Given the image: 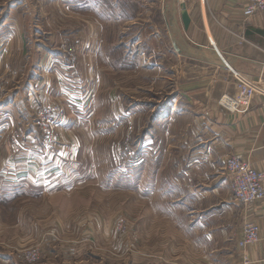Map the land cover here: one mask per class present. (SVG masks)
Masks as SVG:
<instances>
[{
    "label": "rangeland",
    "instance_id": "obj_1",
    "mask_svg": "<svg viewBox=\"0 0 264 264\" xmlns=\"http://www.w3.org/2000/svg\"><path fill=\"white\" fill-rule=\"evenodd\" d=\"M161 2L163 0H0L3 14L10 6L29 5L32 22L42 27L45 20H37L36 5L63 7L62 11L48 15L45 26L56 29L54 34L61 48L53 49H60L73 62H77L87 48L75 40L76 35H85L86 21L96 24L97 35L94 96L88 99L90 93L84 91L85 75L80 77L81 85L66 86L67 82L62 81L69 89L67 99L55 94L53 98L39 100L36 108L23 109L26 116L32 118L28 133L36 143L30 148L29 158L23 159L19 141V145L14 146L15 154L8 159L22 167L25 163L32 164V185L27 186L23 179L17 178L12 183L23 192L14 200H0L1 218L11 225L16 223L1 239L10 250L2 254L9 259L2 257L0 264L239 263L233 243L212 240L204 249L206 242L199 221L201 203L196 197L185 201L184 188L165 184L169 173L164 153L146 155L150 149L166 148L168 139V126L155 125L158 114H166L167 109L154 110L152 92L146 91L152 72L138 74L136 71L142 67L140 65H151L149 54L153 53L154 46L157 51L161 46V53L168 51V41L163 39L167 27L157 7ZM56 15L65 19L63 29L57 27ZM152 34L159 38L155 44ZM47 38L38 34L35 41L45 43ZM34 48L36 53L43 50L38 45ZM159 53L156 55L160 56ZM161 72L162 78L168 76V72ZM164 83H161L162 89ZM78 87L84 89L80 94L73 91ZM163 94L164 91L160 96ZM55 103L65 108L67 120L61 121L55 130L58 140L47 146L36 118L42 104ZM23 126L19 124L21 129ZM72 151L77 152L75 156ZM224 169L229 175L225 164ZM209 206L204 204V208ZM191 209L196 212L191 214ZM247 221L250 220L243 219L241 224L239 264H244L245 256L249 257V264L252 263L250 246L246 249L240 246ZM30 252L35 259L28 257Z\"/></svg>",
    "mask_w": 264,
    "mask_h": 264
},
{
    "label": "crops",
    "instance_id": "obj_2",
    "mask_svg": "<svg viewBox=\"0 0 264 264\" xmlns=\"http://www.w3.org/2000/svg\"><path fill=\"white\" fill-rule=\"evenodd\" d=\"M182 1L187 3L191 18L188 29L182 22ZM247 2L163 0L157 7L167 27L163 39L168 41V51L161 53V46L158 51L154 46L153 53L149 54L151 65H140L144 67H138L136 71L138 74L152 72L151 84H148L149 89L146 91L152 92L154 110L160 112L167 109V113L166 110L164 112L166 114H158L155 123L168 126L167 147L150 149L146 155L164 153L168 158L165 166L169 173L165 184L168 182L169 187L184 188L182 198L185 201L196 197L201 203L199 221L206 242L204 249L212 240L233 243L236 248L235 259L240 263L238 241L241 224L243 219H248L258 223L261 229V241L249 247L251 264H264V199L242 206L232 190V178L224 169L226 157L233 153L255 169L264 171V11L246 18L244 9ZM1 7L0 111H10L12 119L9 129H0V200L8 202L23 192L12 183L17 178L23 179L21 181L27 186L32 185V164L25 163L22 167L8 159L16 152L13 137L17 136L22 142L20 154L23 159L29 158L32 152L30 148L36 143L28 133L32 118L26 116L23 109L36 108L39 100L42 102L50 96L53 98L55 94L67 99L69 89L65 88L62 81L67 82L66 86L81 85L80 77L85 75L87 82L84 77L86 89L83 90L90 93L88 99L93 97L97 89V35L96 24L91 20L86 21L88 29L84 28L85 35L80 37L81 34H78L75 40L87 48L82 58L73 62L60 49H53L60 47L54 34L56 29L45 26L48 15L62 11L63 7L36 5L37 20H45L43 27L38 22L36 25L32 22L29 5L10 6L5 14ZM54 19L59 29L66 26L62 16L56 15ZM156 26L160 27L158 24ZM38 34L48 37V42H36ZM150 36L154 44L159 40L155 34ZM36 45L43 47L44 52L41 50L36 53ZM213 45L228 61L226 63L222 58L223 62L237 70L238 78L257 87L258 92L248 112L228 113L219 108V98L225 93L234 92L238 79L223 64ZM157 52H160V56L156 55ZM139 54L142 52L139 51ZM161 71L168 72V76L163 75L162 78ZM162 82L165 85L163 89ZM83 90L78 87L73 91L80 94ZM138 91L143 93L141 88ZM162 91L164 94L160 96ZM19 124H23L24 128L21 129ZM72 152L74 156L77 153ZM21 172H24V176ZM204 204L210 206L204 208ZM193 212L196 211L191 209L190 213ZM15 227V222L11 225L0 216V259H9L7 255H2L10 249L1 239L9 228Z\"/></svg>",
    "mask_w": 264,
    "mask_h": 264
},
{
    "label": "built area",
    "instance_id": "obj_3",
    "mask_svg": "<svg viewBox=\"0 0 264 264\" xmlns=\"http://www.w3.org/2000/svg\"><path fill=\"white\" fill-rule=\"evenodd\" d=\"M262 11H264V0H248L244 15L246 18H250ZM214 48L218 51L216 45H214ZM228 68L238 81L235 84L234 92L225 93L219 98V108L228 113H246L249 111L258 92L257 87L248 81L238 78L237 70L230 65H228ZM66 118V110L62 105L57 103L42 104L40 111L37 113L36 121L42 131L44 145L50 146L58 140L55 137V130L61 125V121L66 120ZM11 119L10 111H0V129H9L11 127ZM18 142L17 136L13 137L14 146H18ZM225 165L227 172L232 178V188L235 197L241 204L249 205L264 199V171L255 169L239 155L232 153L226 157ZM260 241V226L254 222L247 221L240 240L241 248L246 249L248 246ZM28 257L35 259V255L31 252ZM249 263V257L245 256L244 264Z\"/></svg>",
    "mask_w": 264,
    "mask_h": 264
},
{
    "label": "water",
    "instance_id": "obj_4",
    "mask_svg": "<svg viewBox=\"0 0 264 264\" xmlns=\"http://www.w3.org/2000/svg\"><path fill=\"white\" fill-rule=\"evenodd\" d=\"M181 6H182V8H183V12H182V22H183V24H184V27H185L186 29H188L189 26H190V23H191V18H190V15H189V13H188V10H187V5H186V3H185V2H182V3H181ZM216 52H218V51H216ZM218 54H219V53H218ZM219 56H220V54H219ZM220 57H221V56H220ZM221 61L223 62L222 58H221ZM223 64L226 65L225 62H223ZM227 67H228V66H227Z\"/></svg>",
    "mask_w": 264,
    "mask_h": 264
},
{
    "label": "bare ground",
    "instance_id": "obj_5",
    "mask_svg": "<svg viewBox=\"0 0 264 264\" xmlns=\"http://www.w3.org/2000/svg\"><path fill=\"white\" fill-rule=\"evenodd\" d=\"M227 66V65H226Z\"/></svg>",
    "mask_w": 264,
    "mask_h": 264
}]
</instances>
